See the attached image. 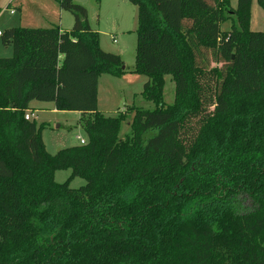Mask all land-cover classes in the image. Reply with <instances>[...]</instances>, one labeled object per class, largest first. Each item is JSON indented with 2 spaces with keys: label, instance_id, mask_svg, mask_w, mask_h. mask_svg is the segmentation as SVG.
I'll return each instance as SVG.
<instances>
[{
  "label": "trees",
  "instance_id": "trees-1",
  "mask_svg": "<svg viewBox=\"0 0 264 264\" xmlns=\"http://www.w3.org/2000/svg\"><path fill=\"white\" fill-rule=\"evenodd\" d=\"M55 1L71 30L2 34L13 56L0 57V264H264V32L251 30L253 0H129L139 9L132 72L148 77L142 95L156 107L134 109L125 139L126 114L98 109L99 78L123 77L125 62L102 49L83 5ZM33 101L80 112L87 144L49 153L45 125L25 118ZM59 170L72 171L65 183ZM74 177L86 185L72 188Z\"/></svg>",
  "mask_w": 264,
  "mask_h": 264
},
{
  "label": "rangeland",
  "instance_id": "rangeland-1",
  "mask_svg": "<svg viewBox=\"0 0 264 264\" xmlns=\"http://www.w3.org/2000/svg\"><path fill=\"white\" fill-rule=\"evenodd\" d=\"M83 5L88 11L91 28L100 34L101 47L104 51L120 55L127 67V74L121 78L111 75H102L99 78L98 109L106 116L126 114V121L121 126L120 138L131 135V122L134 109H155L153 102L147 101L142 92L148 77L132 72L136 64L137 28L139 9L129 0H74ZM237 0H232L233 8ZM231 10V16L234 17ZM45 13L50 17L45 16ZM230 11L228 12V14ZM45 17V18H44ZM41 18V21L39 19ZM235 18V17H234ZM62 25L65 29H72L74 16L63 9L55 0H0V31L6 32L15 27L50 28L53 25ZM232 20L222 23L221 29H231ZM251 30L264 32V10L257 0H253ZM13 56L11 44L5 45L0 35V57ZM221 66L212 63V67ZM165 102L171 105L176 98V84L172 76L165 77ZM34 120L38 126L45 125L42 137L46 149L51 154L59 150L82 145L81 139L88 141V136L81 125L83 115L77 111L55 110L52 102L34 101ZM88 118V116L86 117ZM81 138V139H80ZM71 170H59L55 174L58 183H65L71 177ZM86 180L80 177L70 179V186L74 189L86 185ZM247 207H255V203L246 200Z\"/></svg>",
  "mask_w": 264,
  "mask_h": 264
},
{
  "label": "built area",
  "instance_id": "built-area-1",
  "mask_svg": "<svg viewBox=\"0 0 264 264\" xmlns=\"http://www.w3.org/2000/svg\"><path fill=\"white\" fill-rule=\"evenodd\" d=\"M2 32L0 31V35L2 36ZM25 118H26V120H29V121H32V120H34V118H35V115H34V112H32V111H28L27 113H26V116H25ZM81 139V138H80ZM87 140H85V139H81V144L82 145H84V144H87Z\"/></svg>",
  "mask_w": 264,
  "mask_h": 264
},
{
  "label": "crops",
  "instance_id": "crops-1",
  "mask_svg": "<svg viewBox=\"0 0 264 264\" xmlns=\"http://www.w3.org/2000/svg\"><path fill=\"white\" fill-rule=\"evenodd\" d=\"M126 1H127V0H125V2H126ZM237 1H238V0H237ZM231 2H232V0H231ZM237 5H238V2H237ZM232 6H233V5H232ZM236 7H237V6H236ZM45 16L50 17L49 14H47V13H45ZM44 18H45V17H44ZM39 21L42 22V21H41V18L39 19ZM53 26H59L61 29H64V30H71V29H68V28L65 29L64 27H62L61 24H60V25H58V24L55 25V24H54ZM53 26H52V27H53ZM166 76H168V75H166ZM170 76H171V75H170ZM116 78H118V77H116ZM120 78H121V77H120ZM172 80H173V77H172ZM33 103H34V101L31 102V104H30V107H31V108H33V107H32V106H33ZM53 104H54V103H53ZM54 106H55V104H54ZM55 110H57L56 107H55Z\"/></svg>",
  "mask_w": 264,
  "mask_h": 264
}]
</instances>
